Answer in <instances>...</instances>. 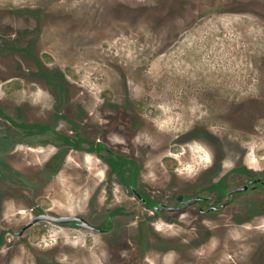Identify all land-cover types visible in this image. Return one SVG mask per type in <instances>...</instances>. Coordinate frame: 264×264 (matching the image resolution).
Instances as JSON below:
<instances>
[{"label":"rangeland","instance_id":"1","mask_svg":"<svg viewBox=\"0 0 264 264\" xmlns=\"http://www.w3.org/2000/svg\"><path fill=\"white\" fill-rule=\"evenodd\" d=\"M52 9L39 57L65 85L62 112L135 154L152 196L201 191L241 164L264 171V0H57ZM56 105L34 59L0 56V108L71 132ZM0 131L11 137L0 146V166L11 167L0 169V236L11 241L0 264H264V215L248 208L255 193L205 215L162 213L145 224L138 254L136 226L150 212L101 157L72 149L52 173L61 149L52 136L24 138L2 118ZM229 182L244 180L233 172ZM119 204L132 213L111 233L47 220L14 232L37 207L100 223Z\"/></svg>","mask_w":264,"mask_h":264},{"label":"flooded vegetation","instance_id":"2","mask_svg":"<svg viewBox=\"0 0 264 264\" xmlns=\"http://www.w3.org/2000/svg\"><path fill=\"white\" fill-rule=\"evenodd\" d=\"M56 1L57 0H42V1L35 0L33 3H27V4H10V3L1 4L0 3V56L8 54V53H14L16 55L27 56V57L34 59L42 77L45 79L47 83H49L55 88L56 99H57V105H56L57 115L64 118L65 120H67L68 122L72 124V131L70 132L67 130L59 129L50 122L17 120L16 117H14L13 115L9 113H6L2 108H0V118L6 120L12 127L19 128L21 136H23L24 138H27L28 136H43V135H50L52 136V138H54L55 142H57V144L61 147V149L57 151L51 157L52 159L50 158L48 161L49 166L52 165L51 166L52 173H55L57 171L56 169L61 167L64 161V157L72 149L83 150L89 153L96 154L99 157H101L109 165L110 171L114 176H116L118 183L122 185L123 187H125L127 190H129V192H131L132 195L143 204L144 209L148 212V214L150 212L149 215H145L144 218L140 219L136 226L138 231H137V239L135 241V247H136V252L138 254L140 250L143 251L144 243L146 242L145 240L146 225L145 224L149 222L150 220L160 217L162 213H165V212H176V213L179 212L180 213V212H183L187 209L194 207L198 211V213L205 215L213 211H220L230 206L233 203V201L236 199V196L239 194L253 192L258 196L259 203L256 202V200H253V203H252V200H250L248 202L249 204L248 208L250 209L259 208L261 211L260 214L264 215V171H258L248 164H241V165L235 166L231 171H229L227 174L220 177L218 180L212 181L208 185H205V187L201 191L192 192V193H186V192L171 193L169 195L166 194L167 197L169 196L168 200L162 201L152 196L144 188V182L142 179V167H141V175H140L138 184L133 185V186L127 185L120 179L118 174L113 171L109 162L105 158H103L100 154H98L95 151H89L86 149L76 148L75 146L66 144L61 138H59L54 133V131L56 130V131L66 132L70 135L76 136L77 131H79L84 136H87L92 139H96L98 141H102L106 143L109 146V148H111L113 151L117 153L125 154L129 157H134L140 164V161L135 154L127 152V151H121V150L115 149L108 141H106L102 137H94V136L85 134L81 130L80 125L77 123L75 119H73L66 113L62 112L65 85L62 82L52 79L49 73V70L46 67V64H44V62L39 57L43 54V51L41 50L42 49L41 40L45 36V29L49 22L48 18H49V15L51 14L50 12L53 11L52 8L54 7V2ZM36 122L49 124L52 127V129L42 132L41 130H38V129L33 130V128H28L20 124V123H36ZM31 131H34V132L32 133ZM6 138L9 139L11 137L5 134V132L0 131V146H6V147L11 146V143L6 141ZM15 140H18V139L15 138ZM55 159H58L57 163H55ZM6 167H10V166L7 164H4L3 166H0V169L6 168ZM233 172L239 174L243 178L244 183L231 188L230 182H229V176ZM224 177H226V188H225V194L222 196L219 190H212L209 187L214 182H218ZM246 185H248L247 188L245 187ZM241 187H245V188H243L242 190H237ZM180 195H183V198L181 200L179 199ZM146 196H149L152 199H154L155 202L153 203L152 206L149 205V200ZM191 199H194L193 202H190L189 204L185 205V201L191 200ZM161 203H166L169 206L179 207V208H176L173 210H170V209L160 210L157 206L160 205ZM116 208H123L124 213L115 214L114 216H112V211L115 210ZM37 211L38 212H36L34 216L42 212H50V213L59 214V215L78 214V215L85 217L87 220H89L91 223L95 224L96 226L100 227V229L97 230V229H92V228L81 226L78 221H70V222H65V223L55 222V223H59L63 225H73L76 227H83V228H87V229H91V230H95L99 232H104V233H107V232L111 233L115 231L116 222H117L116 220L119 216L129 215L132 213V211L126 205L119 204L116 206H111L108 209L107 214L104 215L103 220L100 223H95L94 221L89 219L86 215L80 212L58 213V212L46 211L42 207H37ZM110 216L113 220V227L107 228L104 225L106 224V221L108 217ZM39 221H42V220H39ZM47 221H50V220H47ZM23 225H21L20 229H17L14 231L17 237L23 235L25 231L29 227L32 226V225L29 226L23 233H19ZM2 232L3 233L0 236V250H2L5 244H9L11 242V241H7L4 237V233L6 232V230H2Z\"/></svg>","mask_w":264,"mask_h":264},{"label":"trees","instance_id":"3","mask_svg":"<svg viewBox=\"0 0 264 264\" xmlns=\"http://www.w3.org/2000/svg\"><path fill=\"white\" fill-rule=\"evenodd\" d=\"M20 124L28 128H33V130L35 129L41 130L42 132L52 129V127L49 124L40 123V122L20 123ZM31 132L33 133L34 131ZM54 133L59 138H61L66 144L75 146L76 148L95 151L98 154H100L103 158H105L109 162L113 171L118 174L120 179L125 184L130 186L138 184L141 175V166L134 157H129L125 154L117 153L113 151L111 148H109V146L106 143L84 136L79 131H77L76 136L56 130L54 131ZM209 188L212 190H219L223 196L225 194V188H226V177L222 178L218 182H214ZM146 197L149 200V205L152 206L153 203L155 202L154 199H152L149 196ZM120 213H124V209L116 208L115 210L112 211V216ZM104 226H106L107 228L113 227V220L111 216L108 217L106 224Z\"/></svg>","mask_w":264,"mask_h":264},{"label":"water","instance_id":"4","mask_svg":"<svg viewBox=\"0 0 264 264\" xmlns=\"http://www.w3.org/2000/svg\"><path fill=\"white\" fill-rule=\"evenodd\" d=\"M246 188L248 185L245 186ZM245 187H241L237 190H242ZM183 198V195L179 196V199L181 200ZM194 199L187 200L185 201V205L189 204L190 202H193ZM184 205V206H185ZM160 210L164 209H176L179 207H173L169 206L166 203H161L160 205L157 206ZM39 220H50L54 222H59V223H65V222H70V221H78L81 226L92 228V229H100V227L96 226L95 224L91 223L89 220H87L85 217L78 215V214H53L50 212H42L36 216H34L31 220H29L27 223H25L22 227V229L19 231V233H23L29 226L32 224L38 222Z\"/></svg>","mask_w":264,"mask_h":264}]
</instances>
